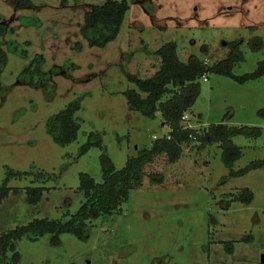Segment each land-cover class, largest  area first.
Returning <instances> with one entry per match:
<instances>
[{
    "label": "rangeland",
    "instance_id": "rangeland-1",
    "mask_svg": "<svg viewBox=\"0 0 264 264\" xmlns=\"http://www.w3.org/2000/svg\"><path fill=\"white\" fill-rule=\"evenodd\" d=\"M108 1L0 0V186L10 169L32 173L9 177L14 189L0 204V233L35 219L67 221L86 200L80 173L103 182V153L120 170L167 135L161 113L132 110L125 92L137 89L131 76L160 69L157 50L170 41L185 64L208 65L188 123L250 127L231 138L242 153L233 169L264 159V73L239 81L213 70L226 59L235 76L259 69L264 0H125L115 39L92 46L82 33L85 15ZM72 103L80 105L81 128L76 140L59 143L48 123ZM91 133L103 148L80 154ZM222 153L218 143L193 142L174 161L159 155L120 212L92 217L83 239L63 233L55 244L48 233L17 240L19 264H264V165L232 177ZM152 172L164 182L152 184ZM39 186L49 190L32 204L26 189ZM246 190L252 202L231 199Z\"/></svg>",
    "mask_w": 264,
    "mask_h": 264
},
{
    "label": "trees",
    "instance_id": "trees-1",
    "mask_svg": "<svg viewBox=\"0 0 264 264\" xmlns=\"http://www.w3.org/2000/svg\"><path fill=\"white\" fill-rule=\"evenodd\" d=\"M128 9L125 0H110L102 5H94L85 15V24L82 33L89 43L94 46H104L115 39L121 27L124 15ZM161 57L160 69L146 79L131 76L137 89H128L125 94L132 110L141 112L149 118L156 117L158 112L170 127L166 136L154 140L151 148L138 150L136 156L129 157L126 165L117 170L112 159L106 154L101 155L103 167V182L99 183L88 173H80L81 184L79 189L84 192L85 202L79 210L72 214L65 222L60 220L42 218L35 219L27 225L17 226L14 229L0 233V264H19L20 253L16 250L15 242L27 236L30 240H37L45 234H53V242L60 243V235L71 233L80 239L85 237L88 221L92 217L104 214H113L122 210V204L129 198L131 189L143 184L147 175L146 166L153 163L159 155L166 154L174 161L180 154L183 144L200 142L202 145L212 143L220 144L223 148L222 159L230 168L229 175L239 176L264 165V159L254 161L249 166L234 170L235 160L240 158L241 149L231 142L234 135L248 133L250 127L229 128L223 123L212 124L207 128L184 127L182 118L195 104L200 94V79L208 71L207 63L193 58L189 64L182 62L178 56L177 45L174 41L164 44L157 50ZM238 58L241 56L238 55ZM0 59L6 61L5 52L0 48ZM253 73L235 76L232 72V60L226 59L213 65V70L222 74L233 76L239 81L255 79L264 73V60ZM80 105L72 103L65 110L58 113L49 123L48 131L59 143H71L78 137L81 128L77 111ZM257 133H260V129ZM200 130L201 132H197ZM103 148L100 139L90 134V140L80 149V154L86 153L91 147ZM31 172L8 170V177L0 186V204L9 197L14 189L8 184L9 177L26 178ZM45 176L46 173L41 172ZM152 184H161L164 177L160 173H149ZM28 199L32 204H38L43 193L49 190L46 186L36 188L27 187ZM231 197L247 203L252 202L253 193L250 190ZM230 249L233 245L230 243Z\"/></svg>",
    "mask_w": 264,
    "mask_h": 264
},
{
    "label": "built area",
    "instance_id": "built-area-1",
    "mask_svg": "<svg viewBox=\"0 0 264 264\" xmlns=\"http://www.w3.org/2000/svg\"><path fill=\"white\" fill-rule=\"evenodd\" d=\"M202 79L204 80V81H208L209 80V77H208V75L207 74H204L203 75V77H202ZM189 117H190V115L188 114V113H185L184 114V116H183V118H182V124L184 125V127H192L188 122H189ZM197 132H201L200 130H198ZM155 139L157 138V136H155L154 137Z\"/></svg>",
    "mask_w": 264,
    "mask_h": 264
},
{
    "label": "crops",
    "instance_id": "crops-1",
    "mask_svg": "<svg viewBox=\"0 0 264 264\" xmlns=\"http://www.w3.org/2000/svg\"><path fill=\"white\" fill-rule=\"evenodd\" d=\"M163 125H165V123L163 122Z\"/></svg>",
    "mask_w": 264,
    "mask_h": 264
}]
</instances>
